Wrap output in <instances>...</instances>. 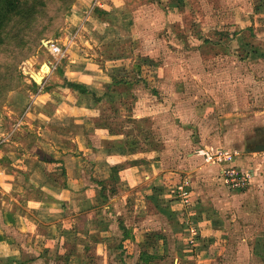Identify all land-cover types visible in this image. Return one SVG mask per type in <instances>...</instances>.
Here are the masks:
<instances>
[{"label":"rangeland","instance_id":"374dc122","mask_svg":"<svg viewBox=\"0 0 264 264\" xmlns=\"http://www.w3.org/2000/svg\"><path fill=\"white\" fill-rule=\"evenodd\" d=\"M99 1L109 9L94 0L27 1L36 6L27 27L15 15L0 23V118L43 65L49 73L67 57L76 59L95 85L103 75L91 74L106 67L120 103L101 106L103 118L117 128L120 120L132 121L136 147L161 146L169 165L181 170L177 176L191 178L166 194L181 205V244L158 233L165 222L152 205L147 217L135 215L139 225L148 219L147 230L144 243L127 254L141 264H264V151L252 148L264 140V0ZM70 34L76 37L66 53L62 44ZM19 38L27 42L22 49L15 47ZM50 43L61 44L60 51L52 52ZM193 167L197 173L188 175ZM230 168L249 174L246 186L226 182ZM128 202L126 213L133 214ZM199 211L206 217L201 225ZM200 226L214 234L198 233ZM99 254L113 264L112 252ZM93 257L82 251L72 264H90Z\"/></svg>","mask_w":264,"mask_h":264},{"label":"crops","instance_id":"0c3cea01","mask_svg":"<svg viewBox=\"0 0 264 264\" xmlns=\"http://www.w3.org/2000/svg\"><path fill=\"white\" fill-rule=\"evenodd\" d=\"M94 1L98 9H109ZM87 18H79L80 27ZM71 35L62 44L66 53L76 37ZM75 60L67 57L61 68L54 66L42 75L40 83L30 77L27 93L0 118V264H72L82 251L94 252L90 264H105L107 257L99 254L103 251L116 255L110 258L113 264H126L127 258L129 264H141L127 253L144 243L147 230L148 219L139 225L135 215L147 217L152 205L165 222L162 231L156 227L158 233L167 241L172 238L173 245L181 244V205L166 194L191 178L177 176L181 170L169 165L161 146L145 142L136 147L137 135L129 131L132 121L120 120L117 128L103 118L100 107H115L119 100L111 83L116 80L98 66L91 75L103 76L95 85ZM196 167L187 174L197 173ZM150 195H158L157 201L147 202ZM129 198L132 215L125 210ZM205 218L199 211L196 221L201 225ZM199 229L209 236L215 230ZM170 264L178 263L174 259Z\"/></svg>","mask_w":264,"mask_h":264},{"label":"trees","instance_id":"16d2710c","mask_svg":"<svg viewBox=\"0 0 264 264\" xmlns=\"http://www.w3.org/2000/svg\"><path fill=\"white\" fill-rule=\"evenodd\" d=\"M18 1H21L20 6L17 3ZM27 1L32 0H7L5 1V4H0V23H3L8 18L14 17L13 15H15V17H18L24 21L23 28L27 27L30 18L33 16V10L34 8H36L34 3H27ZM17 7H19L20 9L17 10ZM25 43L27 45V42L25 40L21 41L19 38L15 41V47H21L22 49ZM66 83L73 88L83 89V86L80 84L70 81H66Z\"/></svg>","mask_w":264,"mask_h":264},{"label":"built area","instance_id":"2783aa9c","mask_svg":"<svg viewBox=\"0 0 264 264\" xmlns=\"http://www.w3.org/2000/svg\"><path fill=\"white\" fill-rule=\"evenodd\" d=\"M50 50L52 52H59L60 47L57 46L56 44L50 43ZM223 158L230 159L231 154L223 153ZM225 175H226V179H225L226 182L230 183L231 186H243V185L246 186L250 179L249 174L247 172L237 170L234 168H230L229 170H226Z\"/></svg>","mask_w":264,"mask_h":264},{"label":"water","instance_id":"95a60500","mask_svg":"<svg viewBox=\"0 0 264 264\" xmlns=\"http://www.w3.org/2000/svg\"><path fill=\"white\" fill-rule=\"evenodd\" d=\"M30 77L37 83H40L42 76H39L38 72H33L30 74ZM255 151H264V140L258 143H255L252 147Z\"/></svg>","mask_w":264,"mask_h":264},{"label":"bare ground","instance_id":"6f19581e","mask_svg":"<svg viewBox=\"0 0 264 264\" xmlns=\"http://www.w3.org/2000/svg\"><path fill=\"white\" fill-rule=\"evenodd\" d=\"M48 68L46 65H43L41 71L38 72L39 76H42L44 72H47Z\"/></svg>","mask_w":264,"mask_h":264}]
</instances>
